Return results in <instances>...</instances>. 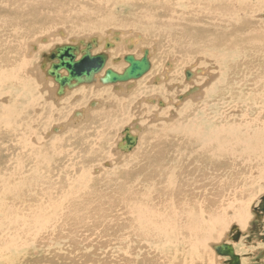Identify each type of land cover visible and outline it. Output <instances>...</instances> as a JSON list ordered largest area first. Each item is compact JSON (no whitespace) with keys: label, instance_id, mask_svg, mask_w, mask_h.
Listing matches in <instances>:
<instances>
[{"label":"bare ground","instance_id":"6f19581e","mask_svg":"<svg viewBox=\"0 0 264 264\" xmlns=\"http://www.w3.org/2000/svg\"><path fill=\"white\" fill-rule=\"evenodd\" d=\"M260 13H264V0H0V264H212L208 244L218 242L232 223L240 237L249 233L248 205L264 178V19ZM61 26L68 28L69 36L101 34L110 26L124 28L146 44L144 34L156 47L154 67L150 63L148 73L161 72L164 59L184 66L199 58V65L211 63L214 71L203 74L187 69L191 78L185 81L203 74L208 77L206 85H200V92L190 99L198 89L184 93L196 90L184 97L188 100H182L180 109L160 112L165 117L171 111L167 116L171 122L153 126V135L138 152L137 120L131 123L133 128L127 127L129 135L137 137L128 153H118L115 146L110 154L108 134L97 129L125 123L134 107L142 106H136L139 97L158 106V98L145 97L170 94L177 70L166 74L165 80L172 83L166 89L153 87L157 76L151 74L132 89L131 85L117 87L125 95L109 89L112 93L103 95V109L92 113L93 121L81 134L71 131L44 142L37 126L44 132L42 124L61 121L70 105L100 92L89 88L59 103L57 85L52 99L42 88L50 78L32 76L34 54L26 49L32 43L39 45L42 39L36 36ZM112 40L119 42L118 37ZM105 43L115 46L105 41L104 50ZM122 53L117 47L111 55ZM48 67L41 69L44 74ZM189 87L185 83L177 89ZM73 120H67L66 126ZM71 141H82L73 154L66 149L69 145L64 147ZM62 147L65 150L57 151ZM112 153L127 157L118 158L98 177L87 175L91 165L86 164L98 162L97 157L108 159ZM5 197L12 198L8 206L3 204ZM262 236L258 240L264 244ZM242 245L240 239L231 246L239 264H248L240 255L254 254L259 246ZM7 252L13 254H1ZM261 254L264 258V251Z\"/></svg>","mask_w":264,"mask_h":264},{"label":"rangeland","instance_id":"374dc122","mask_svg":"<svg viewBox=\"0 0 264 264\" xmlns=\"http://www.w3.org/2000/svg\"><path fill=\"white\" fill-rule=\"evenodd\" d=\"M110 13L113 14V15H115L114 11H112ZM117 13H116L115 16L116 17H121L119 15V12H117ZM259 17L262 18V19H264V13H260L259 14ZM66 29H68V28L65 27V26H61L60 28H57L56 30L53 29L48 34H43V35L36 36L37 39H40V40L42 39L41 41L39 40L40 41V43H39L40 46L37 43H32L31 44L32 47L26 49L28 51H32V54H34L33 57L35 59L32 58L30 60V62L33 63L31 65V71H32L31 74H32L33 77L34 76L35 77L37 76L38 79H41V78H43L42 75H45L44 74V71H42L40 69V64L43 61V58H42L43 55L48 54L49 53V50H52V48H54L55 46H60V45H65V44L66 45H68V44H74L78 40L88 41V40H90V38H97L98 39V45L99 46H98V48H96L92 52L93 55L94 54H99V53H105V54H107V55L110 56L111 53H112V51H114L115 48H117V47H121V49L123 51V53L121 55H118L116 57H113L111 55L110 59H108V62L106 63V68L105 69H111L112 71H114V68L115 67H120V70H115V72L121 73L124 70V68L127 66L126 63L123 62V57L126 56V55H133V56H135L136 59H139L140 57H142V53H143L142 51H144V50H147L148 53L151 52L150 56L148 54V56H149L148 59H149V61L151 63V68L154 67V55L156 53L155 52L156 47L153 45L152 41L148 37H146L144 34H142L141 36L142 37L144 36V38H145L144 41H147L146 44H143L141 42V40H139V38L136 35L133 34V31L126 30L124 28H121L120 29V28H116V27L110 26V27L106 28L105 30H103V32L101 34L100 33H93V34L91 33V34L70 35V36L68 35V32H67ZM59 33H61V34H59ZM114 37L115 38H117V37L119 38V42H117L116 44L112 40V39H114ZM48 39H49V41H48ZM52 39H54L56 41H53L52 42ZM146 39H149V40H146ZM43 40H44V42H43ZM127 40H129V42H127ZM32 41L33 40H31L29 42H32ZM105 41L113 42L116 47L114 46V48L109 49L108 52H107V50H104V42ZM130 41H132L131 44H130ZM148 42H150L151 44L148 43ZM35 45H37V46H35ZM38 47H40V48L38 49ZM198 60H199V58L193 60L192 62H190V63H188V64H186L184 66H180V65L177 66L176 63L174 62V60H172V59H164L160 63V66L162 67L161 72L158 71V72H154L153 73L151 71L146 76L142 77L141 79L130 82V84L129 83H126V84L125 83H118V84H115V85H106L105 86V85H101L99 83H93L91 85H82V86H79L78 88H75L74 90L67 91L66 94H68V95H66V96L65 95L60 96L61 98L58 97V99H61V100L60 101L57 100V102L64 103L65 104V101L68 100L69 97H71L74 93H76V92L77 93H80L81 91H88L89 88L99 89L98 91H100V92H101L100 89H103V91H107L108 94H103L102 92L101 93L99 92L98 95L92 96L90 100L85 98L84 99L85 102H84V100L79 101V103L75 104L76 107L74 105L73 106L70 105V107H69L68 110L66 108L67 111L64 110L66 113L64 115V118L61 119V121H59V122L54 121V122H51V123H48L47 122V123L42 124L44 126V130H45L44 132H43V127L40 128L39 126H37L38 128H36V130H38V129L39 130L36 131V132H39L40 131V135L41 134L43 135V138L44 139H42V140L44 142L45 141H48V140H51V139H54L56 137H60V136L61 137H66L67 136L66 134L69 133V132H71V131L75 133V131L78 132L80 130V134H81L82 133L81 130L83 129V131H84V129L86 128L85 125L86 124H89V123H91L93 121V114L92 113L95 112V111L100 110L103 107L104 100H105L103 95H105V96L108 95L109 96V93H112V92H109V89L111 91H114L112 94L125 95V94H127V92L118 91V88L117 87H122L123 88V87H126L128 85H131L132 87L130 86V89H132V88H134V86H136V83H138L140 80H142L143 78L148 77L151 74V76H153V78L155 76H157L156 77L157 82H156V80H154L153 81V84L154 85L151 84L153 87H159V86L162 87V86H165L164 89H166V86L168 84H172L173 83V89L169 90V91H171L170 94L169 93H167V95H164V94L161 95V94H159L160 95L159 96L158 93H153V96H152L151 93H150V94H148L150 96L145 97V98H149L150 97V98H154V99L155 98H158L161 102H163L164 107H159V106H157V104H150V103L147 104V103H145L143 97L141 99L139 97L138 98V101L139 102L137 101L136 106H139V105H142V106L134 107V111L132 110V115H130V118L125 123L120 124V123L117 122L116 124H118V125L116 127H111L109 130L108 129H102V127H98L97 126L98 128H101V129H97V130H100V132H101L102 135L108 134V137H106L107 138L106 139L107 140L106 147H107V149H109V152L111 154V152L114 151V149H115L116 142H118L120 140V133L124 130V128H127V127H132L133 128V125L131 123L134 120H137L138 121L137 124L140 127V132L142 131L141 133L140 132L137 133V131H134V129H133L134 134H136V135L138 134V136H139V142H140L139 145L140 146H139L138 150L136 151V152H138L139 150L145 148L144 140H146V138H148L149 136L151 137L153 135V126L155 127L156 125H159V124H164L165 125V124L171 122V118L170 117H167V116H171V114H170L171 111L165 117L162 116L160 112L166 111L168 109H170V110L180 109L181 106H182V103L184 101L186 103V100H188V98L190 99V97H193V96H195V94H198L200 92V90H201V86L200 85H202V86L206 85V83H207L206 80H207L208 77L206 75H204V76H202V75L204 73H206V71L207 72L209 71V73H211V72L213 73L214 67H213V65L211 63H205V66L199 65L197 63ZM192 63H194V64H192ZM196 63H197V65H196ZM167 64L168 65L170 64V65L168 66ZM46 65L48 66L49 64H46ZM169 67H170V69H169ZM187 69H189L191 72H195L196 70H201L203 72V74H198L199 76L200 75L202 76L201 79L200 78L197 79V81L199 82L198 83L199 85L194 83L195 79L198 78L197 77L198 75L194 76L195 78L193 77L192 78L193 80L191 79L190 81H185L184 71L187 70ZM174 70L175 71L177 70V72H178L177 75L178 76L176 78H174V80H173L172 83H170L171 80H169V79L165 80L167 78L166 77V74L168 76ZM41 72H43V73L41 74ZM37 77H36V79H37ZM42 81L40 82V84H42ZM33 82H35V81H33ZM154 82H156V83H154ZM191 82H192V84H191ZM185 83H186V85H190V87L187 88V89H185L184 91L178 92V89H180L179 87L182 86ZM35 84H38V83H34L32 86H36ZM40 84H38V85H40ZM43 87L52 94V99H55V97H56L55 96L56 84L51 79H49L48 81L43 82L42 88ZM193 87H196L198 89V91L196 93H194L193 95H191L188 98L184 99L183 102H182V100L181 101L178 100L179 97H181L184 93H186L188 90L192 89ZM43 98H41L43 100L42 102L45 103V100ZM170 100H174V101L172 103H170ZM96 101H98V102H96ZM94 102H96V103H94ZM43 103H39V104L42 105ZM66 103H67V105L69 104V102H66ZM91 103H94V105L93 104L90 105ZM144 103L147 104L148 106L145 105ZM78 107H81V108H78ZM139 108H141V109H139ZM36 109H38V110H35L34 111L35 112L34 115H36L35 117H37V115L39 114V108H36ZM71 110H72V112H71ZM85 111L89 112V113H87V116L84 115ZM40 113H41V109H40ZM81 115H82V117H81ZM70 118L71 119L74 118L76 120H73V123L71 125H67L66 126L65 123H67L66 122L67 120L68 121L71 120ZM77 121H79V122H77ZM68 127H71V128H68ZM52 129L54 131L56 129V131L54 132ZM105 132H106V134H105ZM86 133H88V132H84V136H87ZM82 141L79 142L80 144H75V143H73L71 141V143H69V144H66L65 143L64 144V147H65V145H69L66 149H68L70 152L72 151V154H73V152L74 153L77 152L80 149V147H82L81 146V142ZM86 142L87 141L85 139L83 141V144H86ZM64 147L59 148L57 151L63 150ZM118 153H119V151H118ZM118 155L117 156H115V155L113 156V153H112V155H111L112 157H110L108 159H105V160H102V157H100L101 159H99V157H97L98 158V162H97V160H94V161L90 162L91 164L90 163L89 164H86L85 167H89L91 165V167H89V168H91L89 170L90 173L87 174V175H90V176H96L97 175L96 177H98V176H100L103 173L101 170L110 169L113 165H115V163H118L120 160H122L123 159V156L124 157H127V156H125L126 154L125 155H119V156ZM118 158L120 159L119 161H118ZM99 160H101V161H99ZM59 163H62V161H60ZM103 168H105V169H103ZM70 175L73 176L72 173H70ZM241 192H244V191H241ZM262 196H264V178H263V186L259 189V193H256L255 197L252 199L251 203L248 205V214L251 217V221H250V224L251 225H253V224L256 225L257 224L255 215L253 214V209L258 205L259 200H260V198ZM11 200H12V198L8 199V198L5 197L3 199L4 206H8L9 205L8 203H10ZM232 226H236V224L232 223L220 235V240L218 242L212 243V244H210V243L208 244L209 254H207V257H210V261L212 262V264H226V261L228 260V258L217 255L214 252V250H213V246H216L217 244L219 245L220 243H224V241L225 242H230L227 239V236H228L229 231H230V228ZM250 228L251 227H249V229L247 231L249 233H243L241 235V237L239 238V240L241 239L242 240V243H244V245H242V247H245V246L252 247L253 246L252 249L255 247V245L256 246L258 245L259 247L257 249H254L255 250L254 251V254H248V255H245V254L243 255L242 254V255H240V258L243 259L242 261H246V260L249 261L250 263L247 262L248 264H264V258H263V255L261 254L264 251L262 249V247H263L262 245H264V244L258 240L259 237L264 234V227L262 226V223H261V227L259 229L257 228L258 235L257 234L251 235L250 234V231H249V230H251ZM230 244L231 245H235V243L232 244V242H230ZM248 250H251V249H248ZM1 254H13V253L7 252V253H1ZM31 254H39V252H34V253H31ZM237 256L239 257L238 254H237ZM6 257H8V255H6ZM211 259H213V260H211ZM2 260H3V258H2ZM240 264H243V263H241V261H240Z\"/></svg>","mask_w":264,"mask_h":264},{"label":"water","instance_id":"95a60500","mask_svg":"<svg viewBox=\"0 0 264 264\" xmlns=\"http://www.w3.org/2000/svg\"><path fill=\"white\" fill-rule=\"evenodd\" d=\"M97 44L96 38H91L89 41L78 40L74 44L55 46L48 54L43 55L40 69L43 70L46 64H49L45 75L57 85L58 96H61L65 90H72L81 85L99 83L106 86L136 81L150 70L147 50L143 51L140 59H136L133 55L124 56L123 62L127 66L121 73L105 69L108 61L107 55L105 53L92 54ZM109 48H112V44L105 43V50ZM103 70L102 76H99ZM190 78L191 73L189 70L185 71V79ZM191 94H184L178 100L181 101ZM158 106L163 107V103L160 102ZM136 127L134 126V128ZM128 130V128L124 129L121 134L123 137L116 144L117 151L121 153L130 152L137 143V137L130 136ZM254 214L256 220L264 226V196L261 197ZM239 237V230L236 226H232L227 239L232 243H236ZM262 239L264 240V236H262ZM213 250L219 256L228 257L229 264H239V257L234 254L230 244L222 243L214 246Z\"/></svg>","mask_w":264,"mask_h":264},{"label":"flooded vegetation","instance_id":"af4514ba","mask_svg":"<svg viewBox=\"0 0 264 264\" xmlns=\"http://www.w3.org/2000/svg\"><path fill=\"white\" fill-rule=\"evenodd\" d=\"M256 222H257V224L255 225V224H253V225H250V229L251 230H249L250 231V234L251 235H254V234H257L258 235V231H257V228L259 229L260 227H261V222L260 221H257L256 220ZM263 226V225H262ZM240 238V237H239ZM239 240V239H238ZM228 261V260H227Z\"/></svg>","mask_w":264,"mask_h":264}]
</instances>
